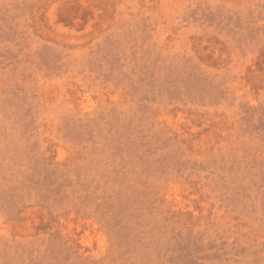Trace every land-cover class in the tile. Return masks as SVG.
<instances>
[{"label":"rangeland","instance_id":"rangeland-1","mask_svg":"<svg viewBox=\"0 0 264 264\" xmlns=\"http://www.w3.org/2000/svg\"><path fill=\"white\" fill-rule=\"evenodd\" d=\"M0 264H264V0H0Z\"/></svg>","mask_w":264,"mask_h":264}]
</instances>
